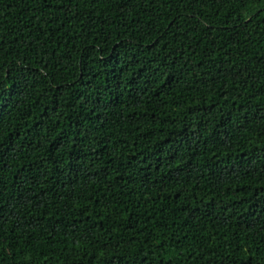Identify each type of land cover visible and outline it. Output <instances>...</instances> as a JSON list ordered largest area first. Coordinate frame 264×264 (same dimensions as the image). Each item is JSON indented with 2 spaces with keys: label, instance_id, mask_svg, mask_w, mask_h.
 <instances>
[{
  "label": "trees",
  "instance_id": "obj_1",
  "mask_svg": "<svg viewBox=\"0 0 264 264\" xmlns=\"http://www.w3.org/2000/svg\"><path fill=\"white\" fill-rule=\"evenodd\" d=\"M0 264H264V0H0Z\"/></svg>",
  "mask_w": 264,
  "mask_h": 264
}]
</instances>
